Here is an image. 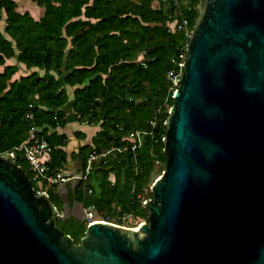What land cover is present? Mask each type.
I'll return each mask as SVG.
<instances>
[{
	"label": "water",
	"instance_id": "1",
	"mask_svg": "<svg viewBox=\"0 0 264 264\" xmlns=\"http://www.w3.org/2000/svg\"><path fill=\"white\" fill-rule=\"evenodd\" d=\"M197 10L147 222L94 219L76 243L56 220L84 219L68 199L83 170L62 174L59 210L0 153V264H264V0Z\"/></svg>",
	"mask_w": 264,
	"mask_h": 264
},
{
	"label": "trees",
	"instance_id": "2",
	"mask_svg": "<svg viewBox=\"0 0 264 264\" xmlns=\"http://www.w3.org/2000/svg\"><path fill=\"white\" fill-rule=\"evenodd\" d=\"M32 1L43 8L38 18L19 12L15 0H0V153H14L36 191L33 172L17 149L32 141L33 131L53 148L49 173L61 170L67 137L55 128L66 123L63 107L72 88L79 122L99 129L71 157L83 171L90 154L99 159L91 161L71 196L91 207L99 217L94 219L113 222L111 217L121 214L147 219L143 202L152 197L150 186L164 169V120L177 87L168 72L176 67L184 40L166 24L178 0ZM184 1L181 8L192 29L199 0ZM10 59L16 62L7 63ZM21 65L30 72L15 77ZM136 131L140 144L132 149ZM46 191L60 210L56 188ZM56 224L76 243L86 228L84 219L74 217Z\"/></svg>",
	"mask_w": 264,
	"mask_h": 264
},
{
	"label": "built area",
	"instance_id": "3",
	"mask_svg": "<svg viewBox=\"0 0 264 264\" xmlns=\"http://www.w3.org/2000/svg\"><path fill=\"white\" fill-rule=\"evenodd\" d=\"M168 20L166 22L168 30L170 32L180 31L183 36V44L180 47V51L177 56V60L175 61L176 67L172 68L168 72V77L172 81L174 85H177L175 79L178 78L183 70L184 60L186 56V46L189 38V34L191 31L190 28V20L183 14L182 8L180 5H177L173 11L168 13ZM140 62L143 63L142 55L138 58ZM32 113L28 111L26 113V117L31 119ZM30 139L32 141L30 143L24 142L17 149L21 152L24 160L28 165V169L33 172V178L37 181L39 189L36 192L45 191L47 192V188L55 189L58 184L63 181L68 180L70 177H65L58 172L56 174L49 173L48 169V160L50 157V153L52 151L51 145L44 139L43 137H35L33 131L30 133ZM140 144V132H135V139L131 141V148H135ZM14 156V153L11 152ZM97 157L95 154H90L87 158V163L85 170L83 171V177L88 173L91 165V161ZM80 178V179H81ZM91 208V207H88ZM85 209L84 219L86 220V224L90 223L94 220V214L91 211H86ZM92 209V208H91ZM132 218V216H128Z\"/></svg>",
	"mask_w": 264,
	"mask_h": 264
},
{
	"label": "crops",
	"instance_id": "4",
	"mask_svg": "<svg viewBox=\"0 0 264 264\" xmlns=\"http://www.w3.org/2000/svg\"><path fill=\"white\" fill-rule=\"evenodd\" d=\"M33 3L36 5L35 2H33ZM38 8H39V10L35 9V7L32 5V6H30L29 10L35 11V13L37 11V14H38V17H39L42 14V12H43V8L39 7V6H38ZM16 9H17V2H16ZM38 17H35V18H38ZM10 61H11V59L9 60V63H13V62H10ZM21 66L18 69V72L16 73L15 77H17L20 74L27 73V72H23V70L25 68L23 66H22L23 68H21ZM68 94H69V101L63 107V110L65 112V117H66V123L62 127L58 126V127L55 128L57 133L65 134L66 137H67L66 145L63 147V149L66 152V155H67L66 158L67 159H66V163H65L64 167L61 170L58 171L59 174H63L65 172H78V171L81 170L80 163L78 162V160L76 158L71 157V155H72V153H76L77 152L79 146L87 144V143H90L92 136L99 129V125L98 124L97 125H89V124H86V123L79 122L76 114L72 110V98H73V96H72V88L68 87ZM49 131H52V130L50 129ZM75 132H78L80 134H84V137L81 138V136H79V135H78V137L75 136Z\"/></svg>",
	"mask_w": 264,
	"mask_h": 264
},
{
	"label": "rangeland",
	"instance_id": "5",
	"mask_svg": "<svg viewBox=\"0 0 264 264\" xmlns=\"http://www.w3.org/2000/svg\"><path fill=\"white\" fill-rule=\"evenodd\" d=\"M16 2H17V10L18 11H20V12H23V11H29L33 16H35V17H38V14H37V11H36V13H35V11H31V10H29V8H30V6H34L35 7V9H38L39 10V8H38V6L37 5H35L33 2L34 1H32V0H16ZM178 2H179V5L183 8V5H184V3H185V1L184 0H178ZM37 6V7H36ZM26 8V9H25ZM36 14V15H35ZM3 26H4V21H3V19L2 20H0V29H2L3 28ZM7 62L9 63V60H7ZM10 62H13V63H15L16 61H15V59H11V61ZM21 68H23L22 66H21ZM23 72H30L29 70H26V69H24L23 70ZM39 72L40 73H43V71H40L39 70ZM173 93H174V91H173ZM96 160L97 159H99V157H97V158H95ZM164 167H165V164H164ZM157 168H159L158 166H157ZM162 172V171H161ZM161 172H160V174H161ZM157 174L158 173H156V174H154L153 176H154V178H155V176H157ZM112 178V177H111ZM150 183V182H149ZM36 190H38L39 189V187L38 186H36ZM48 189V188H47ZM150 198H152V197H150ZM150 198H148V199H150ZM94 218H99L96 214H94V216H93ZM103 220H105V219H103ZM111 220L113 221V222H121V223H123L125 226H131V225H133V226H131V227H137L140 223H142V222H147V219H145L144 217H142V218H139V217H136V218H134V219H132V218H129L128 216H127V214H121V215H114V216H112L111 217ZM83 221V220H82ZM84 222H86V220L84 219ZM60 228V227H59ZM60 229H62V227L60 228Z\"/></svg>",
	"mask_w": 264,
	"mask_h": 264
},
{
	"label": "flooded vegetation",
	"instance_id": "6",
	"mask_svg": "<svg viewBox=\"0 0 264 264\" xmlns=\"http://www.w3.org/2000/svg\"><path fill=\"white\" fill-rule=\"evenodd\" d=\"M68 199H69V202H70L71 207L74 208L78 212V209H77V207H76V205L74 203V200H76V201H78V200L75 197L71 196L70 191L68 193Z\"/></svg>",
	"mask_w": 264,
	"mask_h": 264
}]
</instances>
